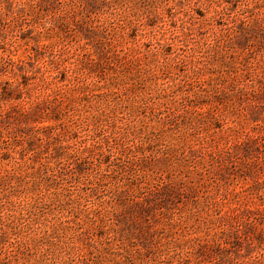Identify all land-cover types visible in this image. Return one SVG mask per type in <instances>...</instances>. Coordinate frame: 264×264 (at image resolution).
Segmentation results:
<instances>
[{
    "label": "rangeland",
    "instance_id": "rangeland-1",
    "mask_svg": "<svg viewBox=\"0 0 264 264\" xmlns=\"http://www.w3.org/2000/svg\"><path fill=\"white\" fill-rule=\"evenodd\" d=\"M0 264H264V0H0Z\"/></svg>",
    "mask_w": 264,
    "mask_h": 264
},
{
    "label": "trees",
    "instance_id": "trees-1",
    "mask_svg": "<svg viewBox=\"0 0 264 264\" xmlns=\"http://www.w3.org/2000/svg\"><path fill=\"white\" fill-rule=\"evenodd\" d=\"M39 120H44V119H39ZM39 120H37V121H39ZM40 122H45V120L44 121H40Z\"/></svg>",
    "mask_w": 264,
    "mask_h": 264
}]
</instances>
